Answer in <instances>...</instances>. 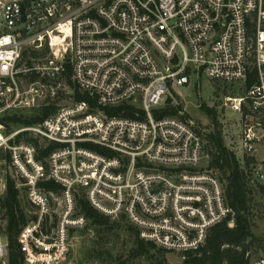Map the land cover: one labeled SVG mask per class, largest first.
Instances as JSON below:
<instances>
[{"label":"built area","instance_id":"1","mask_svg":"<svg viewBox=\"0 0 264 264\" xmlns=\"http://www.w3.org/2000/svg\"><path fill=\"white\" fill-rule=\"evenodd\" d=\"M202 77L243 88L222 105L239 116L248 184L264 185V0H0V200L10 181L31 207L17 239L23 264H71V232L90 225L81 196L180 264L211 228L233 227L206 129L183 111L157 116L171 90ZM125 104L135 119L107 113ZM52 105L38 124L7 122ZM24 132L58 147L39 161L33 144L16 142ZM46 180L60 193L42 190ZM5 226L0 210V264Z\"/></svg>","mask_w":264,"mask_h":264},{"label":"trees","instance_id":"2","mask_svg":"<svg viewBox=\"0 0 264 264\" xmlns=\"http://www.w3.org/2000/svg\"><path fill=\"white\" fill-rule=\"evenodd\" d=\"M75 98L95 105V101L86 94L75 93ZM170 102L171 99L168 98L167 103ZM55 110L56 107L53 105L40 107L32 115L21 113L19 117L16 115L8 117L7 122L14 128L29 127L40 123L52 115ZM203 110L215 122L214 111L207 107H204ZM136 111L133 106L125 104L111 109L107 113L110 116L135 119ZM179 111H181V107L167 105L157 116H174ZM16 142L33 144L37 150V159L42 162H45L46 158L58 147L55 143H48L27 132L22 133ZM207 147L211 152L209 168L214 169L221 181L224 182L227 202L234 213V225L229 227L227 222H223L211 228L205 245L196 254H188L185 264H248L246 253L255 243H258L259 246L264 244V239L256 238L251 231L253 187L248 184L247 176L236 155L225 147L219 131L207 134L205 149ZM95 150L102 153L98 148ZM0 159L9 160V154L0 151ZM40 188L56 195L61 191V187L51 180L41 182ZM259 190L264 194V187H260ZM77 207L98 235L111 229L112 223L109 222V218L94 210L82 196L77 199ZM30 209L31 207L22 199L20 192L9 181L6 193L0 200V210L6 221L5 235L8 244L9 264H23L24 254L17 239L22 228L30 219L34 218L29 214ZM126 230L133 237V247L125 257L92 253L90 258L97 259L102 264H137L140 261H146L149 264H167L166 252L157 249L152 243L141 240L132 225L126 227Z\"/></svg>","mask_w":264,"mask_h":264},{"label":"rangeland","instance_id":"3","mask_svg":"<svg viewBox=\"0 0 264 264\" xmlns=\"http://www.w3.org/2000/svg\"><path fill=\"white\" fill-rule=\"evenodd\" d=\"M229 87L233 91L227 88L230 91L227 93L223 87L211 83L205 77H202V79L194 78L189 87L179 88L178 92L171 90L166 95L163 106L181 107V111L194 122L202 125L206 129L207 134L219 131L225 147L241 161L243 151L239 140L240 129L237 123L239 122V116L229 108L223 107L222 103L223 98L227 95L232 97L241 96L243 88L240 83ZM168 98L171 99L169 104L167 103ZM204 107L214 111L215 122L206 115L203 110ZM36 110L34 109L32 112L25 111V114L32 115ZM205 156L210 162L211 152L208 147L205 149ZM252 187L251 231L256 238L264 239V194L259 190L264 185H252ZM109 222L112 223L111 229L105 230L104 233H100L101 235H98L96 230L90 225L73 230L70 235L68 262L71 264H102L101 261L90 258L92 253H103L112 257H125L133 247V237L126 230V227L131 224L124 219H109ZM250 249L253 251L254 258L264 256V244L259 246L258 243H255ZM166 260L167 264L181 263V259L176 255H167ZM137 264L149 263L140 261Z\"/></svg>","mask_w":264,"mask_h":264}]
</instances>
